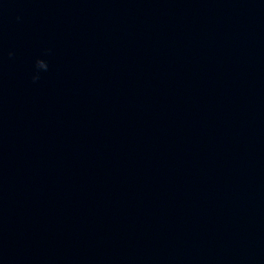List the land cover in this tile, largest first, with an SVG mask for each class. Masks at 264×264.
I'll return each mask as SVG.
<instances>
[{"label":"water","instance_id":"water-1","mask_svg":"<svg viewBox=\"0 0 264 264\" xmlns=\"http://www.w3.org/2000/svg\"><path fill=\"white\" fill-rule=\"evenodd\" d=\"M0 264H264V0H0Z\"/></svg>","mask_w":264,"mask_h":264},{"label":"clouds","instance_id":"clouds-1","mask_svg":"<svg viewBox=\"0 0 264 264\" xmlns=\"http://www.w3.org/2000/svg\"><path fill=\"white\" fill-rule=\"evenodd\" d=\"M45 54H48L47 52ZM13 54L9 53L11 57ZM34 69L36 70L37 74L33 75L32 80L36 82L40 79L39 72H46L48 70V63L43 59H37L34 63Z\"/></svg>","mask_w":264,"mask_h":264}]
</instances>
